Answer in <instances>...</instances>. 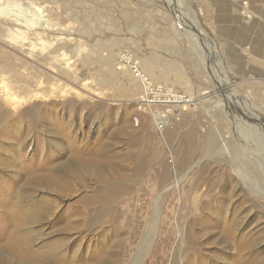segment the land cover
I'll return each mask as SVG.
<instances>
[{
  "label": "rangeland",
  "instance_id": "rangeland-1",
  "mask_svg": "<svg viewBox=\"0 0 264 264\" xmlns=\"http://www.w3.org/2000/svg\"><path fill=\"white\" fill-rule=\"evenodd\" d=\"M6 1L0 75L53 88L55 97H42L22 116L0 92V257L15 260L2 246L15 238L11 222L21 216L18 233L29 232L40 254L53 253L49 264H58L66 247L77 263L131 264L154 225L138 264H264V198L232 167L238 162L264 190V174H253L264 141V0ZM134 65L152 82L149 99L161 87L193 101H145ZM66 85L78 92L62 96ZM231 91L239 94L228 95L234 103L226 99ZM44 110L59 124L41 117ZM156 112L164 124L156 123ZM99 141L109 157L102 177L65 169L76 146L87 153ZM139 159L145 168L137 174ZM38 167L68 177L70 188L32 183L27 178ZM111 188H121L114 200L91 205L84 225L66 230L68 209L83 210L81 198ZM15 201L18 211L11 210ZM242 243L249 247L240 258ZM98 249L103 254L93 258Z\"/></svg>",
  "mask_w": 264,
  "mask_h": 264
},
{
  "label": "bare ground",
  "instance_id": "bare-ground-1",
  "mask_svg": "<svg viewBox=\"0 0 264 264\" xmlns=\"http://www.w3.org/2000/svg\"><path fill=\"white\" fill-rule=\"evenodd\" d=\"M7 1L6 0H0V15H1V12L4 11L3 8H4V4L6 3ZM17 2V1H16ZM9 3V2H8ZM10 4V3H9ZM18 4V2H17ZM7 6H10V5H7ZM6 7V6H5ZM7 8V7H6ZM10 28V27H9ZM35 32V31H34ZM53 44L57 43L59 41V37L58 36H53V38L51 39ZM196 44L195 43V47H196ZM201 46V45H200ZM203 49V48H202ZM198 53H199V56L202 58L204 57V52L198 48ZM201 51V52H200ZM210 51V50H209ZM60 54V53H59ZM213 54V53H212ZM219 54V53H218ZM59 56V55H58ZM213 56V55H212ZM57 58V57H56ZM60 58L63 59V63L64 65H67L68 64V55L64 52H62L60 54ZM56 60V59H55ZM59 60V59H58ZM60 61V60H59ZM207 61V60H206ZM70 64V63H69ZM134 68V73L135 75L137 76L136 78H138L140 80V82L142 81V85H143V99H145V101L147 102H170L173 100L177 101V102H192L193 99L192 98H188V96H183V95H179V94H176L173 93L171 91L170 88H168L169 90H167V92L163 95H159L160 93H157V95L154 96V100H151L149 99V93H148V88L147 87H150L152 86V82L149 80V78L147 76H145L141 71H140V68L137 66V65H134L132 66ZM220 69V68H219ZM66 70V69H65ZM171 70V69H170ZM219 74V73H218ZM224 85V84H223ZM221 86V85H220ZM224 87V86H223ZM161 89H167V88H161ZM222 89H225V88H222ZM228 91V90H227ZM0 92L3 94V96L5 97L6 99V102L10 105V106H13V111L15 114H23L24 112H34V109L36 108L37 109V106H39V102H37V100H41L42 97H48V98H51V97H55V90L53 88L49 89L48 90H43V89H38L34 86H31V85H25L24 83H21L20 85H16L15 83H13L12 80L8 79L7 77L3 76V75H0ZM58 92V91H57ZM78 92L77 89L69 86V85H66L65 88H63V92H62V96H69V95H73V94H76ZM232 93L229 92L228 95H231L233 98L232 99H235L236 97L233 96V93L236 95H239L237 92L235 91H231ZM146 94H147V97H146ZM82 96H85L83 93L81 94ZM179 99V101H178ZM226 99H230V101H232L231 97H226ZM237 99V98H236ZM235 99V100H236ZM162 100V101H161ZM32 102V101H36L37 103H33L32 106H30L29 108H24L23 110H19V107L20 105H23L25 103H28V102ZM195 101V100H194ZM220 101V99H219ZM229 101V102H230ZM233 102V101H232ZM68 104H70L71 102H67ZM221 103V101H220ZM218 103V105L220 104ZM227 103V102H226ZM234 103V102H233ZM222 104H223V101H222ZM231 104V103H230ZM43 107H47V104H42ZM225 105V104H224ZM41 106V105H40ZM46 110H44V112H41L40 114L41 117L44 116V118H48L51 116V113H46L45 112ZM75 111H77L75 109ZM243 111V110H242ZM237 112V110H236ZM256 113V112H255ZM39 114V115H40ZM45 114V115H44ZM23 116V115H22ZM155 116V121L157 124H164L163 120H164V117L159 114V112H156L154 114ZM257 115H254L253 113L251 114V117L252 118H257L256 117ZM263 116V115H262ZM37 117V116H36ZM51 118V117H50ZM17 119V118H16ZM251 119V118H250ZM37 120V119H36ZM52 122H49L50 125L52 124H59V121L57 119H52ZM38 121V120H37ZM49 121V119L47 120ZM253 121V120H252ZM264 121V120H263ZM18 122V121H17ZM16 122V132L15 134H17L19 137V140L20 142L22 141L21 138L23 137V135H21V129L18 125V123ZM254 122V121H253ZM63 123V122H62ZM60 124V127L63 128V131L64 132H67L68 131V126L65 124ZM256 123V122H255ZM14 125V124H13ZM12 125V126H13ZM28 125V124H27ZM29 126V125H28ZM255 126V125H254ZM257 126H255L256 128ZM28 128V127H27ZM49 128V127H48ZM59 128V127H58ZM57 129V128H56ZM263 129H264V126H263ZM59 132V131H58ZM69 133V132H67ZM66 133V134H67ZM39 141V140H38ZM23 142V141H22ZM264 146V141H263V144H258V146H256V149H257V152L258 154L261 156L259 159H257L258 162L255 163V171H254V175L256 174H264V152H262L260 149V147ZM246 147V146H245ZM244 147V149H245ZM246 151V150H245ZM73 158H70V160L68 161L69 163L65 164L64 167L66 169V167L70 164L71 166V171H73V173L75 174L77 171H82V172H86L88 174H91V173H94V174H97L98 177H102V174H103V170L106 166H108L109 164L107 163L108 159V150H107V147L104 146V143L102 141H99L98 143H96V145H94L93 149L90 150L89 152L87 153H83L81 152V150H79V148L76 146L75 147V150L73 151ZM145 152V151H144ZM250 152V151H249ZM148 153V152H147ZM145 154V153H144ZM245 154V152H244ZM140 156V154H139ZM144 156V155H143ZM147 156V155H146ZM136 157V156H135ZM109 158V157H108ZM142 158V156H141ZM146 158V157H145ZM135 159V158H134ZM150 159V158H149ZM143 159H139L138 162H134L133 164V167H134V170L137 172V174H140V172L142 171L143 167L145 168V166H143V162H142ZM233 162V161H232ZM241 162V161H240ZM244 163V161H242ZM145 163V162H144ZM238 163V162H236ZM235 164H232V167L235 169V171L237 172V174L240 176V180L242 181V183L247 186L248 188H251L253 189V191L255 192H258L259 194H261L260 197H263L264 198V190L260 187V185L253 179L251 178V176L248 174H244V172L242 171V169L240 170L237 165ZM260 163V164H258ZM34 164V162H33ZM248 164V163H246ZM229 165V164H228ZM243 165V164H242ZM241 165V166H242ZM245 165V164H244ZM259 165V167H257ZM148 166V165H147ZM246 166L242 167V168H245ZM249 167V166H248ZM254 167V166H253ZM42 167H38V168H33L31 169L30 171V174H29V177L27 178L29 181H31L32 183L36 184V185H47V186H54L56 189H59V190H66V189H69V185H67L66 182H69V178L66 177V176H58L59 174L57 175H54L51 174V173H45V172H41ZM50 168V166L48 167ZM69 168V167H68ZM148 168V167H147ZM230 168V167H229ZM54 169V168H52ZM70 169V168H69ZM246 169H248L246 167ZM41 170V171H40ZM68 170V169H67ZM55 171V170H54ZM69 171V172H71ZM115 171V170H114ZM252 171V169H251ZM129 172V171H128ZM259 174V175H260ZM79 175H81L79 173ZM83 175V174H82ZM150 175V174H149ZM262 176V175H261ZM73 177V176H72ZM141 177V176H140ZM164 177H165V174H164ZM253 177V176H252ZM237 179V178H236ZM97 180V179H96ZM231 181V180H230ZM260 181V180H259ZM258 181V182H259ZM264 181V180H263ZM80 182V181H79ZM99 182V181H98ZM140 182V181H139ZM148 182V181H147ZM73 184V183H71ZM105 189V188H104ZM121 189V188H120ZM120 189H117V188H111L109 189L106 193H103L101 192L100 194H96L95 196H92V195H89V196H84L83 198H81V200H79V207H83L84 209L81 210L82 208H77V209H73L71 208L70 210L68 209L67 213H64V218L61 219L62 221L64 220L65 221V228L67 231H70V230H74V229H78L81 227V225H84V219L82 218V216L84 215H87L88 214V209L91 205H95V204H104V203H109L111 202L113 199V196L114 194H117L116 192ZM144 189V188H143ZM102 190V189H101ZM128 190V189H127ZM126 191V189H125ZM26 197V196H25ZM116 197V196H115ZM114 197V198H115ZM121 197V196H120ZM160 197V196H159ZM156 198V209L158 211H160V205H162L163 203H159L160 201V198ZM117 199V198H116ZM124 200V199H123ZM122 200V201H123ZM19 201V199H18ZM40 201V200H39ZM42 201V200H41ZM162 201V200H161ZM114 202V201H113ZM16 204V201L14 202L13 206L11 207V210L13 211H18V206L15 205ZM154 204V203H153ZM5 206H7V203L5 204ZM96 206V205H95ZM154 206V205H153ZM38 207V206H37ZM102 207V206H101ZM10 208V207H9ZM21 208V207H20ZM31 208V207H30ZM29 208V209H30ZM33 208H35L33 206ZM47 209V208H46ZM104 209V208H103ZM10 210V209H9ZM52 210V209H51ZM54 210V209H53ZM32 211V210H31ZM38 211V210H37ZM42 212V211H41ZM100 212V211H99ZM44 213V212H43ZM15 214V213H14ZM20 214V213H18ZM37 214V213H36ZM12 215V214H11ZM20 218L17 217V219H14L12 220L11 224H12V227L13 229H11V233L13 235V237L15 238H12L10 237L9 241L7 240V244L3 243L4 245L2 246L4 249L8 250H12L11 253H13L15 255V260H11V262L8 260V259H4V258H1L0 257V264L3 263H7V264H43L42 262H45L47 264H49L48 260H46L47 258H49V256H51L53 253H48V254H40L38 252V250L34 249L33 248V244L31 243V240L29 238V232H22L21 229L18 233V229L21 228V226L24 225L25 223V218L19 216ZM55 217V216H54ZM59 217V216H58ZM61 217V216H60ZM77 217V219H75ZM82 218V219H80ZM44 220V219H43ZM57 220V219H56ZM60 220V219H59ZM58 220V221H59ZM60 220V221H61ZM63 221V222H64ZM232 222V221H231ZM158 223V222H157ZM60 224V223H59ZM57 226V225H56ZM155 225L154 227H150L146 229V231L144 232L143 236H142V240H141V243H140V246H139V249L135 255V258L133 260V262L131 264H138L139 263V260L138 259L139 257L141 258V255L145 252V250L150 246L152 240H153V237L155 235ZM26 228V227H25ZM24 228V229H25ZM30 230V229H29ZM231 229L229 228V231ZM36 231V230H35ZM65 232V230H64ZM60 233V232H59ZM113 233V232H111ZM228 233V232H227ZM233 233V232H232ZM226 234V233H225ZM73 236V235H72ZM116 236V235H115ZM77 237V236H76ZM80 237V236H78ZM117 237V236H116ZM225 238V237H224ZM114 239V238H113ZM60 240V239H59ZM188 240V239H187ZM57 241V240H56ZM62 241V240H61ZM119 241V240H118ZM227 241V240H226ZM89 243V241H87ZM189 242V240H188ZM35 243V242H34ZM103 243V242H102ZM191 243V242H190ZM114 244V243H113ZM87 245V244H86ZM56 246V245H55ZM67 246H69V242L67 244ZM107 246V245H106ZM77 247V246H76ZM76 247H74L75 249H77ZM249 245L248 244H245V243H242L240 244V248L239 249V252H238V256L241 258L242 256V253H244V251H246L248 249ZM107 248H109L107 246ZM51 249V248H50ZM86 249V248H85ZM69 250V249H68ZM73 250V249H72ZM105 250V249H104ZM116 250V249H115ZM2 251V250H1ZM53 251H56V250H53ZM78 251V250H77ZM92 251H93V248H92ZM102 250L101 249H98L94 252H92V257L93 258H96V257H99L101 254H103L101 252ZM6 252V251H5ZM106 252V251H105ZM112 252V251H111ZM59 253V254H58ZM58 259H57V263L58 264H61V262L65 261L68 263V264H84L85 262H79L77 263V254H74V252H71L72 254H68L67 253V247H66V251H58ZM193 253V252H192ZM10 254V253H9ZM56 254V255H57ZM91 254V253H90ZM69 255V256H68ZM110 255V254H109ZM108 255V256H109ZM118 255V253H117ZM8 257V256H7ZM11 257V256H10ZM54 257V256H53ZM110 258V257H109ZM243 258V257H242ZM246 258V257H245ZM12 259V258H11ZM244 259V258H243ZM53 260V259H52ZM76 260V261H75ZM79 260V258H78ZM82 260V259H81ZM118 260V259H117ZM94 261V260H93ZM102 261V260H101ZM116 261V260H115ZM76 262V263H75ZM87 262V261H86ZM113 262V261H112ZM55 263V262H54Z\"/></svg>",
  "mask_w": 264,
  "mask_h": 264
},
{
  "label": "built area",
  "instance_id": "built-area-1",
  "mask_svg": "<svg viewBox=\"0 0 264 264\" xmlns=\"http://www.w3.org/2000/svg\"><path fill=\"white\" fill-rule=\"evenodd\" d=\"M150 87H151V86H150ZM150 87H149V88H150ZM147 88H148V87H147ZM149 88H148V93H150V92H149ZM157 90L163 92V94H165V93L167 92L166 89H161V87L157 88ZM157 93H158V92H157ZM163 94L160 93L159 95H163ZM148 95H149V94H148ZM170 102H176V103H179V102L175 101L174 98H173V100L170 101ZM160 124H162V123H160ZM163 127H164V126H161V128H163Z\"/></svg>",
  "mask_w": 264,
  "mask_h": 264
},
{
  "label": "crops",
  "instance_id": "crops-1",
  "mask_svg": "<svg viewBox=\"0 0 264 264\" xmlns=\"http://www.w3.org/2000/svg\"><path fill=\"white\" fill-rule=\"evenodd\" d=\"M264 49V48H263Z\"/></svg>",
  "mask_w": 264,
  "mask_h": 264
}]
</instances>
